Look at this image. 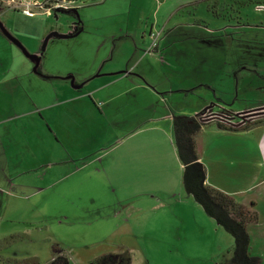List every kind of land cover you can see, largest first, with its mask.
I'll use <instances>...</instances> for the list:
<instances>
[{"label": "crops", "instance_id": "1", "mask_svg": "<svg viewBox=\"0 0 264 264\" xmlns=\"http://www.w3.org/2000/svg\"><path fill=\"white\" fill-rule=\"evenodd\" d=\"M82 19L79 26L82 31L77 38L81 43L89 37L97 39L93 54L99 60L95 59L91 67L78 71L73 64L60 60L65 48H57V42L49 47L50 66L45 61L44 52L41 57L43 75L39 76L47 81H0V264H49L54 255L63 257L67 264H92V260L100 255L124 251L130 254V264H148V250L137 241L138 236L144 237V228L129 220L127 235L132 239L129 244L120 237L126 233V229L122 230L126 221L122 220L121 212L111 209L110 202L95 201L99 194L95 190L83 196L86 201L78 208L76 199L80 196L71 192L75 182L114 179L115 167L119 165L115 162L125 157L128 168L135 171L139 166L150 188L169 180L181 193L182 164L174 145L172 118L176 115L175 108L184 107L174 102V94L199 96L198 101L190 98L185 107L191 116L207 110L233 115L236 121L237 113L245 108L240 105L230 107L233 104L231 95L237 98L240 91L249 89L250 83L252 89L260 87L257 83L253 87V82H248L249 73H260L264 81L261 69L253 65L234 81H225L224 90L216 89V79H199L188 85L183 82L148 81V66L153 69L151 60L157 58L155 54H149L153 51H147L148 46L144 47L129 32L103 35L93 25V17L84 16ZM51 30L61 31L51 27L48 32ZM143 37H148L145 32ZM73 53L76 52L68 49L65 54L82 61L83 57H73ZM111 57L114 62L105 68V61ZM122 60L128 61L125 66ZM98 64L101 65L98 67ZM69 73L74 75L75 83L84 81L83 84L71 87L69 81L63 78ZM79 74H82L81 77H78ZM95 77L101 80L100 83L81 92ZM12 79L20 78L17 75ZM57 91L65 95H58ZM211 91L214 95L219 93V96L225 93L227 97H218L212 102L209 97ZM41 96L49 100L42 101ZM139 101V109L131 105L133 120L130 127L123 128L129 122L120 120L116 127L130 134L148 129L145 144L139 148L128 145L124 156L119 151L111 158L114 162L104 163L102 156L106 151L92 147L90 142H81L80 138H89L90 128H93L92 138L96 139L98 121L95 118L109 116L112 105L122 103L130 106ZM262 104L264 102L256 105ZM217 121L238 129H220ZM206 127H209L210 133L227 139L228 143L220 145L211 140L203 147L201 135ZM243 127L214 117L205 121L196 143L205 166V182L209 185L219 186L218 179L231 177L246 181L248 187H255L264 181V121ZM100 149L102 155L99 154ZM136 150H142L143 158L129 156ZM228 159L230 162H227ZM234 161L238 166L231 170ZM60 181H66L69 189H49ZM257 196L264 199V189ZM250 201L256 204L254 197L242 203ZM185 202L195 204L191 199H185ZM69 215L82 221L79 231H72L74 227L64 222L70 218ZM53 221L56 223L52 224ZM252 228H257V224ZM259 235L264 236V233Z\"/></svg>", "mask_w": 264, "mask_h": 264}, {"label": "rangeland", "instance_id": "2", "mask_svg": "<svg viewBox=\"0 0 264 264\" xmlns=\"http://www.w3.org/2000/svg\"><path fill=\"white\" fill-rule=\"evenodd\" d=\"M23 1L25 0H0V22L28 52H35L40 48L42 39L47 34L45 30L48 32L49 28L56 27L63 32L69 31V24L74 20L73 13L58 10L49 15L42 11H37L31 16L25 15L19 9ZM60 2L65 4L62 0ZM70 4V8L77 9L81 21L84 16L93 17V25L103 35L117 31L129 32L128 34L134 35L144 47H149L155 38L156 49L149 54H155L157 60H151L153 69L148 66L150 78L148 81L183 82L188 85L199 79H216V89L224 90L225 81H234L235 77L244 75L245 70L252 65L261 69L264 74V12L255 9V5L264 4V0H71ZM144 32L148 37L141 38ZM151 34H154V38ZM79 39L77 35L65 40L50 39L44 50L48 66L51 64L49 47L51 43L58 42L57 48H65V51L60 54V60L73 64L78 71L83 67L85 69L91 67L95 59L96 61L98 59L93 54L97 39L89 37L83 39V43ZM106 40L112 42L109 38ZM65 41L66 43L69 41L70 44H66ZM68 49L76 52L73 53V57H83L82 61L66 56ZM122 61L124 66L128 62ZM113 62L112 57L108 58L105 61V68ZM100 65L98 64V67ZM89 70L91 69L87 71ZM104 72L101 71V73ZM17 75L19 80L12 79ZM81 75L79 74L78 77ZM248 77V82H253V87L257 84L260 87L252 89L250 83L249 89L240 91L237 98L232 94L233 104L230 107L240 105L245 108L242 109L244 111L264 106V104L256 105L264 102L262 76L260 73H249ZM0 81H47L32 71V63L1 31ZM100 81L95 77L90 84L83 87L81 92L97 86ZM142 81L145 82V80ZM83 82L78 84L82 85ZM53 83L58 84V82ZM159 87L163 86L160 84ZM203 93L204 91L201 92L202 95ZM57 94L65 95L61 91H57ZM209 97L213 102L217 101L218 97H227V94L223 93L219 96V93L214 95L211 91ZM41 98L42 101L49 100L43 96ZM190 98L198 101L199 96L190 94L184 97V94H174L172 98L174 102L176 104L179 102L178 105L184 107L175 108L176 115L191 116L188 109H185L190 103ZM139 103L141 102L131 103L130 106L122 103L112 105L109 116L107 115L105 119L99 116L95 118V121H98L96 139L93 140L94 129L90 128V132L88 130L90 137H81V142L88 144L90 142L92 147L103 148L106 151L102 156L104 163L114 162V158L113 160L111 158L119 151H122L121 154L124 156L128 145L142 147L145 144L144 140L148 138V129L130 134L116 127L119 120L129 122L123 128L130 127L133 120L132 106L137 110L140 108ZM44 113L48 114L47 111ZM201 120L206 121L207 118H201ZM261 121H264V117L247 121L246 125ZM208 129L209 127H206L204 131L202 130L203 147L207 146L211 140L220 145L228 143L227 139L210 133ZM101 150L99 154L102 155ZM141 151H133L129 156L143 158ZM126 161L127 159L123 157L115 162L119 165L115 167L114 179L101 178L96 181L75 182L76 186L71 192L74 191V196H80L76 199L77 207L79 208L86 201L83 196L88 191L95 190L99 192L95 201L110 202L111 209L121 212L122 220L126 221L122 230L126 229V233L120 237L122 236L126 242L131 244L132 240L127 235L130 219L133 224L144 228V237L138 236L137 241L141 247H146L148 250V264H232L231 234L206 215L194 198L184 192L181 182V193H178L176 184L169 180L159 182L158 187L150 188L139 166L133 171L130 167L128 168ZM227 162L230 160L228 159ZM236 162L234 161L231 170H235L238 166ZM217 183L219 186L215 187L233 195L241 203L251 197L255 198L254 209L258 219L256 223L247 225L250 241L248 250L251 255L259 258L258 264H264V236L259 235L260 232L264 233V213L262 212L264 199L257 196L264 189V181L255 187H248L246 181L235 177L218 179ZM49 189L69 188L66 181H60ZM185 199H191L195 204L185 202ZM64 201L69 202L68 199ZM72 207L74 208V205ZM69 216L70 218L64 222L74 227L72 231H79L82 221L74 218L73 215ZM55 223V221L52 222V224ZM256 224L257 228H252Z\"/></svg>", "mask_w": 264, "mask_h": 264}, {"label": "trees", "instance_id": "3", "mask_svg": "<svg viewBox=\"0 0 264 264\" xmlns=\"http://www.w3.org/2000/svg\"><path fill=\"white\" fill-rule=\"evenodd\" d=\"M197 115H173L172 118L174 145L182 164L183 190L194 198L208 217L231 234L232 264H258L259 258L251 255L248 250L250 241L247 225L256 223L258 219L254 203L250 201L248 204H243L233 195L205 182V166L196 143V137L205 125V121L198 119ZM216 125L225 130L238 129L218 121ZM49 264H67V262L63 257L54 255ZM92 264H130V254L128 251L103 254L94 258Z\"/></svg>", "mask_w": 264, "mask_h": 264}, {"label": "built area", "instance_id": "4", "mask_svg": "<svg viewBox=\"0 0 264 264\" xmlns=\"http://www.w3.org/2000/svg\"><path fill=\"white\" fill-rule=\"evenodd\" d=\"M61 0H25L20 3L19 9H21V12L25 15H34L37 11L45 12L46 14H52V12H55V10H61V9H68L71 7V0H62L65 4L60 2ZM47 2H50V4H47ZM255 9L264 12V4H257L255 5ZM151 36L154 38V34H151ZM155 38L152 40L149 47H147V51H153L155 49ZM252 110H244L237 115H239V119L237 121H233V125L238 126H245L247 121H251L252 118L250 116V113ZM224 114H227L223 112ZM214 114L210 111H203L198 113L197 118L203 119V118H212Z\"/></svg>", "mask_w": 264, "mask_h": 264}, {"label": "water", "instance_id": "5", "mask_svg": "<svg viewBox=\"0 0 264 264\" xmlns=\"http://www.w3.org/2000/svg\"><path fill=\"white\" fill-rule=\"evenodd\" d=\"M71 10H73L74 14V20L73 22H71L69 24V31L67 32H63V31H58V30H51L49 31L42 39V43L41 46L39 48V50L37 52H28L26 50V48L20 43V41L14 37L11 33H9L5 27L2 25V23L0 22V31L1 33H3L13 44H15L24 54V56L33 64L32 65V71L34 73H38L37 72V68L40 64L41 61V57L42 54L45 50V47L47 45V42L52 39V38H58V39H65V38H72L76 35L79 34L80 31H82V27H79L81 24V20L79 18V15L77 13V9L76 8H70ZM62 11V10H61ZM68 12V11H65ZM73 26H76L75 28ZM77 27H79V29H77ZM73 29V30H71ZM75 30V31H74ZM126 71V70H124ZM123 72V71H119L118 73ZM64 79L68 80L70 85L72 87H80L81 84H74V76L73 75H66L65 77H63Z\"/></svg>", "mask_w": 264, "mask_h": 264}, {"label": "flooded vegetation", "instance_id": "6", "mask_svg": "<svg viewBox=\"0 0 264 264\" xmlns=\"http://www.w3.org/2000/svg\"><path fill=\"white\" fill-rule=\"evenodd\" d=\"M61 10L62 11H68V12H71V13L75 14L73 12V10H71L70 8H68V9H61ZM73 27L75 28L76 26H73ZM71 30H73V29H71ZM38 68H40V64H39ZM38 68H37V72H38L37 74L43 75L42 74V71H41V68H40V70H38ZM74 84H78V83H75V81H74ZM251 110H252V112L250 113V116H251V118H252L253 121L258 120V119L264 117V106L258 107V108H254V109H251ZM212 113L214 114L212 117H214L216 119H220V120L226 121V122H229V123L230 122H233L234 121V118H235V116L229 115V114H224L223 112L222 113L212 112ZM237 119H239V118H237Z\"/></svg>", "mask_w": 264, "mask_h": 264}]
</instances>
